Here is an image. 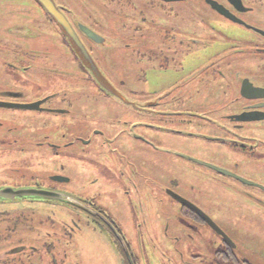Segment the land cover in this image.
I'll list each match as a JSON object with an SVG mask.
<instances>
[{
	"label": "flooded vegetation",
	"instance_id": "flooded-vegetation-1",
	"mask_svg": "<svg viewBox=\"0 0 264 264\" xmlns=\"http://www.w3.org/2000/svg\"><path fill=\"white\" fill-rule=\"evenodd\" d=\"M253 63V75L243 71ZM49 70L69 77L58 82ZM43 77L57 82L43 86ZM245 79L264 87V0H0V103L9 105L0 106V187L67 195L90 232L116 246L118 264H255L209 207L264 201V119L236 120L251 111L264 118V96H244ZM99 101L103 114L115 112L98 115ZM41 119L61 134H44ZM138 151L148 167L132 157ZM43 155L55 157L56 171H43ZM65 156L68 175L57 164ZM106 170L110 183L90 191ZM80 182L83 193L74 189ZM1 210L0 264H30L22 254L43 244L41 214L28 221L19 209Z\"/></svg>",
	"mask_w": 264,
	"mask_h": 264
},
{
	"label": "rangeland",
	"instance_id": "rangeland-1",
	"mask_svg": "<svg viewBox=\"0 0 264 264\" xmlns=\"http://www.w3.org/2000/svg\"><path fill=\"white\" fill-rule=\"evenodd\" d=\"M60 63V62H59ZM60 65V64H55ZM67 65V63H66ZM64 69H67L66 67ZM257 69L256 64H246L245 69L243 71H247L250 75H253ZM44 75H50L51 77H58L57 81L60 82V78H67V76L64 73L61 72H53L52 70L44 71ZM132 72L131 70H128L125 72V75L131 76ZM43 86H49L56 84V80L52 83H48L47 80L42 79ZM47 81V82H46ZM95 84L93 82L90 84L91 88L90 90H94L97 93V90L94 87ZM78 89H81L77 86ZM76 87H73V90H75ZM83 89V88H82ZM81 89V90H82ZM72 90V91H73ZM48 92L46 89H42L39 91L40 96H44L45 93ZM128 96L131 94L129 92H126ZM72 97V93L69 92L68 99ZM94 98V97H93ZM89 99L92 101L91 103H95L97 100L95 98ZM140 99H143V96H140ZM99 103L97 108V114L100 116L109 117L110 114L114 113L112 111L109 114H103V112L108 109H106V106L102 102ZM90 103H88L89 105ZM95 106V104H92ZM3 113V110H0V115ZM8 114H13V112H7ZM40 113V112H38ZM37 113V115H39ZM30 114L29 112H23V114H19V117H25ZM55 115V114H52ZM48 116V117H46ZM50 113H44L42 116L43 119L51 118ZM61 116V115H58ZM97 120V119H96ZM30 128L23 127L26 129V132L29 133L30 130H33L35 128V124L30 121L26 122ZM42 129L43 132H46L44 134H50L51 137L55 138L58 137L61 132L53 131L52 129H49L52 124H49L47 122H43L41 119ZM14 135V134H12ZM11 138H15L12 137ZM258 136L260 134H257ZM45 136V135H44ZM136 136H134L135 138ZM262 137L264 135L262 134ZM1 139V138H0ZM126 144L128 145L129 150H131V146H133V142H131L129 139L125 140ZM140 145L142 144V141H139ZM242 142L235 143L234 145L236 147L240 146ZM249 145V144H247ZM250 146V145H249ZM33 156H29L27 158L29 164H35V151L33 150ZM4 157L5 153L0 154V157ZM135 160L139 162L140 166L148 167V155L146 152L138 151L132 156ZM42 164L43 166H47L48 168H44V172L48 171H56L55 167H49L50 165L56 163L55 157H49L46 155L42 156ZM33 159V160H32ZM58 165H65V172L63 174L70 173L71 170V160H68V156H65L61 158L60 162H57ZM69 167L70 169H67L66 167ZM35 167V166H33ZM84 172H80L79 176L83 179L85 176L83 175ZM68 175V174H67ZM106 177L104 178L103 183L99 184L96 183L94 186H92L90 191H95L97 187V191L99 190V186H107L110 181V175L108 174L107 170L105 171ZM113 179V175L111 176ZM92 178V177H91ZM98 185V186H97ZM65 188L68 187V184L64 185ZM71 186V185H70ZM101 186V188L103 187ZM78 193H83V185L80 183L75 184L74 188ZM225 190L229 196H233V192L229 189H221ZM255 191V190H253ZM260 195L264 199V191L257 190ZM234 193V192H233ZM221 195V193H219ZM25 201L23 204L19 205V211L21 213H25L26 220L30 221V219H33L31 221H34V217L32 215L41 214L40 217L37 218V220H41L44 224L43 228V236H42V243H39V250L31 254L29 251L23 252L22 257L23 259H27L28 263L30 262L33 264H118L117 257L118 252L116 246L109 242H107L105 239H102L100 236L95 235L91 233V229L87 228L85 226L86 224V218L83 217L81 212H77L72 204L75 203L72 201L69 203V199L66 200H39V201H32L29 202ZM69 200V201H68ZM13 202V201H11ZM69 203V204H68ZM76 207H81L76 202ZM11 207H14V204H11ZM112 208L114 206L111 205ZM209 207L216 208L219 210V217H217V221L219 224L229 232L230 235H239L245 240V246L244 249L247 250V252L251 255L253 258V262L255 264H264V201H258V200H249L245 202L242 210L236 209L235 207L229 206L226 203H217V204H210ZM12 210V209H11ZM14 210V208H13ZM0 213H2V210H0ZM32 216V217H31ZM75 221H74V219ZM119 222L121 225L126 229L133 228L131 227V223L128 222L125 218L119 217ZM126 226V228H125ZM73 227H79L81 229L80 232H73L71 229ZM45 231H47L45 235ZM70 231L73 235L71 238H67V232ZM49 232H52V234H49ZM48 243H53L52 245H58V248L63 250L64 252H59L58 248L54 247L49 250H45L44 246ZM38 245V244H37ZM51 245V246H52ZM53 247V246H52Z\"/></svg>",
	"mask_w": 264,
	"mask_h": 264
},
{
	"label": "water",
	"instance_id": "water-1",
	"mask_svg": "<svg viewBox=\"0 0 264 264\" xmlns=\"http://www.w3.org/2000/svg\"><path fill=\"white\" fill-rule=\"evenodd\" d=\"M52 7L54 6L53 9H55V5L52 4ZM49 9V7H48ZM53 9L50 11L53 13ZM55 12V11H54ZM236 21H240V22H243L239 19H237ZM65 26V25H64ZM66 28V27H65ZM66 30L68 31V29L66 28ZM88 61H86L87 63ZM91 62H94V61H89V64ZM93 69V72L94 74L97 76L98 79L106 82L107 79H106V76L102 73V71H97V66H92L91 67ZM242 94L248 98H252V99H257L259 97H263L264 96V87H258V86H255L252 82L249 81V79H245L243 81V84H242ZM113 93L112 94H115V95H118V96H122L120 92L118 91H112ZM38 104V103H37ZM9 106L8 104L6 103H0V106ZM23 107L25 108H35V106L33 105H24ZM258 112L257 111H251V112H244L240 115H236V120H241V121H252V120H260V119H264L262 116H258L257 114ZM195 161H197L198 163H201V164H204V165H208L209 167L219 171V172H222V173H225V174H232L233 173L231 171H228L226 169H223V168H220V167H217V166H214L213 164L211 163H208L206 161H201V160H198V159H193ZM242 181L244 182H248V184H256L252 181H249L247 180L246 178H243V177H239ZM27 199H29V202L31 201H39V200H66L68 199L67 195H64L63 193H60V192H55V191H52V190H48V189H38V188H13V187H0V210L1 209H7V210H16V209H19V205L23 204L25 201H28ZM13 201V202H11ZM14 204V207H11V204ZM189 204H192L190 202H188ZM193 206V208H197L195 210H197L198 212L202 213L208 220L209 217L208 215H206L202 210H200L198 207L194 206V205H191ZM210 222L213 223L214 227L216 229H218V231L222 234H224V236L226 237V239H230L229 236L215 223L213 222L212 220H210Z\"/></svg>",
	"mask_w": 264,
	"mask_h": 264
}]
</instances>
